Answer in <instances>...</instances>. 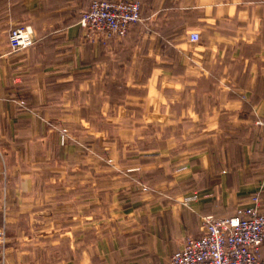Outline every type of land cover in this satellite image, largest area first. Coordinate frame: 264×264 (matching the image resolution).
Returning a JSON list of instances; mask_svg holds the SVG:
<instances>
[{
	"label": "crops",
	"instance_id": "crops-1",
	"mask_svg": "<svg viewBox=\"0 0 264 264\" xmlns=\"http://www.w3.org/2000/svg\"><path fill=\"white\" fill-rule=\"evenodd\" d=\"M91 2L0 0V264H169L205 215L264 210V0H139L95 39Z\"/></svg>",
	"mask_w": 264,
	"mask_h": 264
},
{
	"label": "built area",
	"instance_id": "built-area-1",
	"mask_svg": "<svg viewBox=\"0 0 264 264\" xmlns=\"http://www.w3.org/2000/svg\"><path fill=\"white\" fill-rule=\"evenodd\" d=\"M143 19L138 0H93L81 12L79 23L90 38L125 36L131 25ZM200 34L192 32L191 41ZM35 41L28 24L13 28L9 33L12 51L26 49ZM264 128V117L257 122ZM200 198L197 189L185 194L182 203L191 206ZM252 204L226 217L205 215L198 235H189L175 251L169 264H264L261 250L264 245V210L261 198L255 193ZM0 241L5 244L6 233L0 228Z\"/></svg>",
	"mask_w": 264,
	"mask_h": 264
},
{
	"label": "rangeland",
	"instance_id": "rangeland-1",
	"mask_svg": "<svg viewBox=\"0 0 264 264\" xmlns=\"http://www.w3.org/2000/svg\"><path fill=\"white\" fill-rule=\"evenodd\" d=\"M92 1H93V0H92ZM138 1H139V0H138ZM20 25H23V24H20ZM20 25H18V26H20ZM16 27H17V26H16ZM13 28H15V27H13ZM13 28H12V29H13ZM12 29H11V30H12ZM11 30H10V31H11ZM11 51H12V50H11ZM17 51H18V50H17ZM66 135H67V131H66V129H64V130H63V135H62V136H63V141H65V139H66ZM1 228H2V227H1ZM197 235H198V234H197Z\"/></svg>",
	"mask_w": 264,
	"mask_h": 264
}]
</instances>
